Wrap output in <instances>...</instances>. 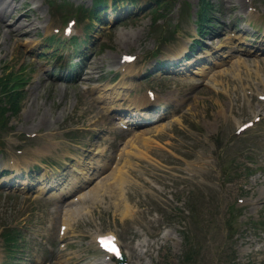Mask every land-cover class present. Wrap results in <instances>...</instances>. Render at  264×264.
Listing matches in <instances>:
<instances>
[{
    "label": "rangeland",
    "instance_id": "obj_1",
    "mask_svg": "<svg viewBox=\"0 0 264 264\" xmlns=\"http://www.w3.org/2000/svg\"><path fill=\"white\" fill-rule=\"evenodd\" d=\"M46 1L0 0V17L7 23L26 13L33 28L22 42L0 28V77L19 71L24 78L20 108L2 116L0 171L15 168L26 175L27 184L18 192H0L1 264H100L92 241L106 232L119 237L130 264H184L183 232L190 237L186 247L197 249L192 264H264V102L258 98L264 92V0H254L256 11L248 13L243 0H209L218 5L212 15L219 24L198 37L214 38L210 50L216 42L227 47L212 54L205 49L207 77L165 73L146 81L138 94L143 97L146 87L156 90L165 113L158 119L160 113L147 114L156 120L136 136L114 127L98 97L114 95L121 82L132 86L135 81L129 77L154 51L165 56L175 54L180 44L187 48L196 39L200 0H170L168 16L157 24H152L150 9L124 20L130 5L108 4L104 13L119 21L97 23L86 36V44L93 36L96 46L80 48L78 54L88 55V67L78 82L51 79L50 57L35 60L34 53L53 46L58 56L68 53L62 37H47L63 19L62 9L77 4L88 8L91 0ZM137 11L139 7L133 13ZM85 24L80 22L82 30ZM248 24L262 29L250 31ZM237 30L255 33L244 36L262 51L235 53L230 40ZM138 52L144 60L116 74L118 55ZM120 103L130 105L127 99L114 104ZM255 116L260 118L253 126L236 135L238 125ZM31 134L35 137L28 138ZM120 150L123 156L116 159ZM195 163L202 165L199 170ZM103 164L108 173H93L91 179L92 166ZM222 164L231 169L228 176ZM13 177L8 172L0 181ZM221 183L220 196L210 192ZM79 185L85 189L77 200L47 199L52 192L65 197ZM63 219L70 221V231L60 239ZM13 228L21 232L18 247L9 253L2 234ZM71 241L73 245L59 248Z\"/></svg>",
    "mask_w": 264,
    "mask_h": 264
},
{
    "label": "bare ground",
    "instance_id": "obj_2",
    "mask_svg": "<svg viewBox=\"0 0 264 264\" xmlns=\"http://www.w3.org/2000/svg\"><path fill=\"white\" fill-rule=\"evenodd\" d=\"M19 20H20V18L13 25H6L5 21L0 17V28H2L5 31V33L12 36L14 41H19V40H21V38L23 36H29L32 32V29L30 28L31 24L27 23L28 21H25L21 24V23H17ZM204 67L205 66H203L202 68H204ZM202 74H206V70L201 69L200 76H202ZM120 94L118 92L114 98H118L120 96ZM147 102H149V101L147 100ZM144 104L149 105L146 103H144ZM65 224H67L68 229H69L70 222L68 220H65Z\"/></svg>",
    "mask_w": 264,
    "mask_h": 264
},
{
    "label": "trees",
    "instance_id": "obj_3",
    "mask_svg": "<svg viewBox=\"0 0 264 264\" xmlns=\"http://www.w3.org/2000/svg\"><path fill=\"white\" fill-rule=\"evenodd\" d=\"M201 11H204V8L201 9ZM203 15L200 18L201 24L204 23V19L202 18ZM18 80H10L6 81L4 79H0V93L6 96L8 102H11V109L15 110L16 109V102L18 101V93L16 92V88L18 87V84L16 83ZM15 96V97H14ZM6 241L9 243L11 242L10 246L13 247L14 245V239L12 236H8L6 238Z\"/></svg>",
    "mask_w": 264,
    "mask_h": 264
}]
</instances>
